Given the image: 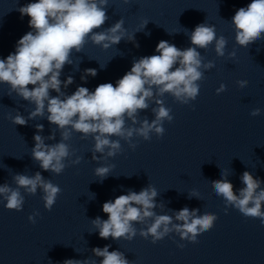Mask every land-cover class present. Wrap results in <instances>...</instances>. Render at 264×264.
Here are the masks:
<instances>
[{
  "label": "clouds",
  "instance_id": "9594fccd",
  "mask_svg": "<svg viewBox=\"0 0 264 264\" xmlns=\"http://www.w3.org/2000/svg\"><path fill=\"white\" fill-rule=\"evenodd\" d=\"M128 2L124 0V3ZM108 4L109 0H37L16 9L21 17H29L31 31L17 41L13 53L0 59V84L8 85L9 96L14 93L34 105L32 110L26 109L29 113L27 117L19 111L15 116L9 114L8 118L13 124L26 126L29 120L46 118L51 125H55L47 137L40 134L44 126L35 125V144L30 155L43 171L59 175L66 167L81 162L80 156L71 159L75 156V150L68 141L74 132L81 134L82 140L92 137L93 161L114 158L122 152L121 141L134 150L137 147L133 142L134 137L150 141L155 134L157 138H162L164 122L171 123L174 118L172 109L165 105L163 97L167 94L181 105L190 104L199 95L204 72L215 66L198 49L207 51L209 46L214 45L215 54L225 56L226 37L217 36L215 26L205 22L185 33L191 46L181 49L161 40L155 49L158 54L134 59L131 69L115 85L101 83L94 90L78 86L72 94H66L62 88L67 89L74 83V78L70 75L62 81V71L66 65H73V53L82 52L89 41L104 50L118 45L122 40L139 47L135 34L144 31L149 21L143 20L140 28L132 34L124 27L122 18L105 28L103 26L110 18L107 14ZM231 24L235 31V42L241 47L247 48L258 40H264V0H251L246 7H240L232 17ZM235 54L233 50L228 56L235 57ZM79 63L75 65L76 70ZM96 75V69L87 68L81 80L87 82V77ZM236 83L244 88L248 81L238 80ZM53 91L57 95L52 96ZM224 91L226 85L221 83L216 93ZM153 103L155 107H151V112L154 118L151 121L147 116L141 118V111L148 110ZM260 114V108L250 113L253 117ZM57 131L59 142L46 143V140H56ZM114 168V164L98 166L94 174L102 183ZM11 179L15 187L7 182L0 184V203L10 211H22L25 194L36 195L38 189L42 193L44 208L51 211L62 191L40 171L31 176L15 173ZM240 180L244 186L238 192L223 171L220 179L210 184L215 195L222 197L226 214L232 207L245 218H258L264 225V181L249 171H244ZM159 194L149 183L139 192L129 189L127 194L104 202L102 211L108 218L104 220L97 216L90 220L94 231L89 233L98 232L101 239L111 238L114 241H131L137 235L146 240L151 237L152 244L175 233L180 240L197 243L199 235L214 227L218 219L216 214H200L199 209H189L187 206L171 215L157 214L156 208H164L163 202L157 203ZM192 197L200 199V194L193 190L188 194L189 199ZM39 215L38 211H34L28 216L29 222L35 224ZM136 225L141 227L137 228ZM184 246L177 245L181 249ZM110 247L105 245L91 249L94 257L102 258L99 261L91 258L66 259L63 264H130L123 252L109 251Z\"/></svg>",
  "mask_w": 264,
  "mask_h": 264
}]
</instances>
